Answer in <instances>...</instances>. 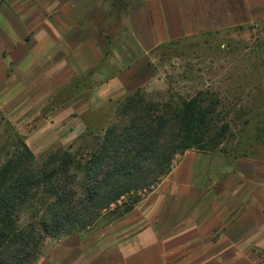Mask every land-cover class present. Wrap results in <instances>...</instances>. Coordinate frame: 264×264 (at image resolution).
I'll return each instance as SVG.
<instances>
[{"label": "crops", "instance_id": "obj_1", "mask_svg": "<svg viewBox=\"0 0 264 264\" xmlns=\"http://www.w3.org/2000/svg\"><path fill=\"white\" fill-rule=\"evenodd\" d=\"M7 1L0 9L1 78L12 65L15 83L29 79L37 86L35 101L57 99L85 79L89 95L78 94L49 119L80 133L83 117L99 104L160 83L152 64L160 48L264 20V0ZM111 17L121 26L116 36L109 32ZM201 162L186 157L141 205L140 219L110 226L79 262L264 264V188H229V179L224 188L214 189V180L204 187Z\"/></svg>", "mask_w": 264, "mask_h": 264}, {"label": "trees", "instance_id": "obj_2", "mask_svg": "<svg viewBox=\"0 0 264 264\" xmlns=\"http://www.w3.org/2000/svg\"><path fill=\"white\" fill-rule=\"evenodd\" d=\"M220 103L203 91L164 99L139 89L118 104L104 135L76 152L61 148L36 161L24 143L23 154L0 172V264H35L47 240L131 213L138 194L166 178L177 156L217 152L234 138L219 118Z\"/></svg>", "mask_w": 264, "mask_h": 264}, {"label": "rangeland", "instance_id": "obj_3", "mask_svg": "<svg viewBox=\"0 0 264 264\" xmlns=\"http://www.w3.org/2000/svg\"><path fill=\"white\" fill-rule=\"evenodd\" d=\"M7 2L0 0V9ZM111 21L109 32L116 36L121 26L117 17H111ZM9 55L4 52L5 58ZM152 64L159 68L160 83L148 87V95L178 99L194 97L203 91L208 99L221 101L219 118L231 125L234 136L215 153L189 150L177 156L173 168L188 156H200L199 171L204 175L200 182L204 187L212 186L214 180V189L224 188L229 179V188H264V20L239 29L168 44L153 54ZM3 67L0 61V78ZM15 71L11 65L4 79H0V172L8 161L23 154L24 143L36 161L61 148L73 147L76 152L102 137L116 119L121 101L99 104L97 111L85 115L80 128L84 127L83 133L74 131L76 125L63 129L54 127L49 124L50 113L73 101L78 94L89 95L86 94L89 83L83 79L57 99L35 101L32 92L37 86L29 79L25 83H15ZM84 135L87 140L79 141ZM238 150L242 151L241 155L245 152L246 157L237 159ZM238 172L254 173L256 177L250 181L240 179L234 176ZM161 182L140 192L141 201L125 217L88 233L47 240L35 264H81L82 254L93 247L96 238L107 235L110 226L126 218L142 217L141 205L146 204Z\"/></svg>", "mask_w": 264, "mask_h": 264}]
</instances>
